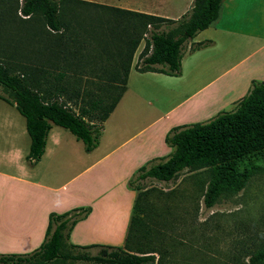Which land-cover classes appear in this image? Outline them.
Listing matches in <instances>:
<instances>
[{
	"label": "trees",
	"instance_id": "16d2710c",
	"mask_svg": "<svg viewBox=\"0 0 264 264\" xmlns=\"http://www.w3.org/2000/svg\"><path fill=\"white\" fill-rule=\"evenodd\" d=\"M222 1L193 0L190 10L173 21L84 0H0V100L25 119L30 138L28 164L41 159L51 125L68 130L83 143L85 152L93 151L104 121L126 89L139 45L144 42L135 65L138 73L179 76L188 41L217 19ZM162 26L167 30H161ZM211 43H193L189 52ZM91 49L112 60L105 71L110 80L101 91L102 97L80 88L72 77L89 64L85 63V50ZM91 69H97L96 61ZM121 72L123 83L113 98L114 82ZM165 144L173 149L169 156L149 161L128 180V189L136 191L137 196L122 247L69 244L75 225L91 212L89 207H79L51 213L39 248L24 255L0 254V264H48L58 260L170 264L166 238L140 219L146 205V183L154 180L168 185L185 170L207 169L210 175L203 195L205 209L212 208L222 195L242 191L256 168L253 162L260 161L264 168V82L252 81L248 93L232 110L220 112L205 123L172 128ZM92 250L97 253H87ZM155 255L159 256L157 261ZM249 264H264V248L250 255Z\"/></svg>",
	"mask_w": 264,
	"mask_h": 264
},
{
	"label": "crops",
	"instance_id": "0c3cea01",
	"mask_svg": "<svg viewBox=\"0 0 264 264\" xmlns=\"http://www.w3.org/2000/svg\"><path fill=\"white\" fill-rule=\"evenodd\" d=\"M84 1L181 18L165 12L170 0ZM192 1L183 0L185 10ZM203 41L212 43L189 52ZM188 42L177 77L138 73L132 60L126 89L89 153L68 130L51 125L41 159L29 165L25 119L0 100V254L35 251L48 216L79 207L91 212L75 225L69 244L122 247L137 196L128 180L149 161L170 155L167 133L232 110L252 81L264 82V0H223L217 19Z\"/></svg>",
	"mask_w": 264,
	"mask_h": 264
},
{
	"label": "rangeland",
	"instance_id": "374dc122",
	"mask_svg": "<svg viewBox=\"0 0 264 264\" xmlns=\"http://www.w3.org/2000/svg\"><path fill=\"white\" fill-rule=\"evenodd\" d=\"M183 0H170L165 12L182 17L191 8ZM169 10V11H168ZM185 10V11H184ZM184 11V12H183ZM161 30H167L162 26ZM189 43V42H188ZM144 42L137 48L133 62L137 63ZM188 46V44L186 45ZM86 68L76 78L80 88L102 97V89L110 80L105 71L111 59L97 49L85 50ZM96 61V70L91 67ZM80 77V78H79ZM121 76L115 80L113 98L121 89ZM73 88V87H72ZM72 88H70L72 91ZM80 102V100L78 101ZM81 105V104H78ZM78 110V107H75ZM173 152L171 149L170 154ZM246 187L233 196L222 195L216 204L205 209L203 195L209 181V170L183 171L173 183L148 180L140 219L151 229L162 232L167 243L170 264H249L250 255L264 248V168L254 161ZM159 238V236H156ZM153 236L152 239H156ZM64 246L61 247V250ZM63 251V250H62ZM83 253L82 251H69ZM86 252V251H85ZM96 254L97 250L87 251ZM156 261L159 256L155 255ZM48 264H91L85 261L58 260Z\"/></svg>",
	"mask_w": 264,
	"mask_h": 264
}]
</instances>
